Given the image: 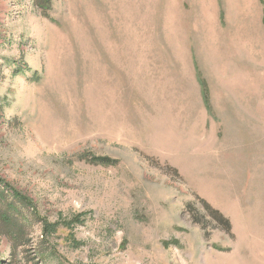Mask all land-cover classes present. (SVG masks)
Listing matches in <instances>:
<instances>
[{
    "label": "rangeland",
    "instance_id": "374dc122",
    "mask_svg": "<svg viewBox=\"0 0 264 264\" xmlns=\"http://www.w3.org/2000/svg\"><path fill=\"white\" fill-rule=\"evenodd\" d=\"M0 180V264H264V0H0Z\"/></svg>",
    "mask_w": 264,
    "mask_h": 264
},
{
    "label": "trees",
    "instance_id": "16d2710c",
    "mask_svg": "<svg viewBox=\"0 0 264 264\" xmlns=\"http://www.w3.org/2000/svg\"><path fill=\"white\" fill-rule=\"evenodd\" d=\"M34 6L43 14L49 13L52 9V0H33ZM208 96L204 94V101L207 103ZM88 158V157H86ZM89 163L100 166H112L117 164L116 160L108 157H89ZM0 237L4 236L9 242L11 249V260L16 259V253L19 247H25L29 241L28 227L38 219V211L33 201L22 195L19 191L5 184L0 180ZM207 208L212 218H214L223 229L232 236V226L218 211L213 210L209 205ZM75 217L72 221H78ZM42 222L43 235L46 237L57 231L56 224H50L47 221ZM70 228V226H69ZM28 255H26L27 257ZM39 260L46 258L45 253L39 251Z\"/></svg>",
    "mask_w": 264,
    "mask_h": 264
},
{
    "label": "crops",
    "instance_id": "0c3cea01",
    "mask_svg": "<svg viewBox=\"0 0 264 264\" xmlns=\"http://www.w3.org/2000/svg\"><path fill=\"white\" fill-rule=\"evenodd\" d=\"M245 217H247V213H245ZM246 224V223H245Z\"/></svg>",
    "mask_w": 264,
    "mask_h": 264
}]
</instances>
